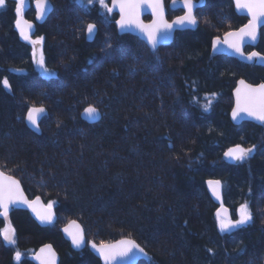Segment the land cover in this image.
<instances>
[{
	"label": "trees",
	"instance_id": "trees-1",
	"mask_svg": "<svg viewBox=\"0 0 264 264\" xmlns=\"http://www.w3.org/2000/svg\"><path fill=\"white\" fill-rule=\"evenodd\" d=\"M52 1L35 31L45 36L51 76L37 69L17 30V2L0 7V168L57 210L46 227L27 210L0 216V233L10 224L16 240L0 234V264H34L30 256L45 242L54 244L60 264H101L63 237L61 226L72 218L97 242L137 239L147 251L138 264H264V123L235 125L230 117L237 80L264 81V66L212 52L213 39L247 17L232 0H201L197 28L177 31L153 52L120 32L117 15L99 3ZM181 13L168 6L169 18ZM35 14L32 5L23 15L36 21ZM90 21L101 25L93 42L86 39ZM253 49L264 53V27L255 48H246ZM91 104L102 112L98 123L82 117ZM32 106L46 109L39 134L26 124ZM238 143L255 151L230 164L224 152ZM210 178L221 180L232 218L247 203L251 223L220 231Z\"/></svg>",
	"mask_w": 264,
	"mask_h": 264
},
{
	"label": "snow or ice",
	"instance_id": "snow-or-ice-1",
	"mask_svg": "<svg viewBox=\"0 0 264 264\" xmlns=\"http://www.w3.org/2000/svg\"><path fill=\"white\" fill-rule=\"evenodd\" d=\"M26 0H18V6L15 11L18 14L16 20V27L20 31V35L27 41L33 44V58L36 60L37 65L44 70V72L51 76L52 73L44 68V57L41 53L39 57L36 55L35 46L43 43L44 37L32 39L31 29L32 24L23 19ZM88 4L99 3V5L111 13L118 10L120 19L116 21L122 32H137L148 43L153 51L162 42H166L172 38V33L176 28H187L196 26L197 16L194 13L196 4L194 0H183L185 14L177 16L174 21L169 23L165 18V5L164 0H87ZM176 0H173V4ZM235 7L241 11H247L251 19L243 27L236 31H229L224 34V38L215 37L213 50H222V45H227L235 54H239L245 59L264 61V54L253 51L247 55L244 52V45L246 41H255L258 32L261 30V25H264V0H234ZM36 8L38 9V19H43L46 13L48 0H35ZM5 6V0H0V7ZM147 10L150 11L154 19L151 23H144L141 19L142 13ZM97 31L95 24H88L86 32L89 39H92ZM111 47V45H108ZM2 84L5 88L11 89L8 79H4ZM240 87L235 89V107L231 113L232 119L239 121L246 118H251L261 123H264V83L258 86H253L246 83L244 80L239 81ZM207 103L203 105L204 111H209L211 108V99L206 98ZM198 102V101H195ZM46 113L44 107L32 106L27 109L25 119L27 123L37 130H39V119ZM84 114L91 119H95L99 115V111L95 106H88L84 109ZM255 151V145L252 147H243L237 144L229 148L225 153V157L234 162H243L248 159ZM208 186L212 193L219 199L221 195V181L209 180ZM56 202H49L46 206L41 204L40 198L29 200L20 186V182L13 177L5 175L0 172V216L8 217L10 210L13 207L27 206L32 209L42 224H52L56 219L53 211ZM39 205V210L38 206ZM226 213L227 210L223 209ZM219 217V229L221 232H232L235 229L242 228L248 225L253 220V214L247 203L241 204L238 210V219H231L226 216ZM73 229H75L73 231ZM64 231L71 237L72 243L75 247L80 248L85 245L84 231L75 221L65 228ZM15 229L9 224L4 228L2 233L4 240L15 245L16 240L14 237ZM91 247L96 249L102 256L105 264H127L131 257L136 255V252L144 253V249L140 247L134 240L122 239L115 243L101 242L99 245L92 243ZM211 251V250H210ZM41 255L36 259L40 260L41 264H55V253L52 251L51 245H46L40 250ZM21 253H15V259L20 261Z\"/></svg>",
	"mask_w": 264,
	"mask_h": 264
},
{
	"label": "water",
	"instance_id": "water-1",
	"mask_svg": "<svg viewBox=\"0 0 264 264\" xmlns=\"http://www.w3.org/2000/svg\"><path fill=\"white\" fill-rule=\"evenodd\" d=\"M17 1H18V0H17ZM27 1H28V0H26V2H27ZM232 1H233V3H234V0H232ZM194 3L196 4V8L194 9V13H195V15H196V11H197V8H198V6H199L200 3H199L198 0H194ZM33 5H34V7H35V9H36V12H37V14H36V19H37V21H39V22H44V21L48 18V16L52 13V11H53V1H52V0H48V5H47V8H46V13H45L44 18H43V19H38V18H37V17H38V9L36 8L35 1L33 2ZM164 5H165V18L169 21V23H171L172 21H174V20L176 19L177 16L174 17V18H172V19H170V18L167 16V11H168L167 8H168V7L166 6V0H164ZM110 6H111V3H110ZM169 8L172 9V10H182V11H183L182 14H180V15H178V16L184 15V14H185V11H186V9L184 8L183 0H176V3H175V4H173V0H170V1H169ZM234 9H235V11H236L237 14H239V15H241V16H245V17H247V22L240 26V27H243L245 24H247V23L249 22V20L251 19V17H250V15L247 13V11H241V10L237 9V8L235 7V3H234ZM113 12H115V13L118 15V18H117V20H116V21H118V20L120 19V15H119L118 10H114ZM147 17H150V19L147 20ZM23 19L26 20V21H28L29 23L32 24L31 33H34V32H35V24H34V22L31 21V20H29V19H27L24 15H23ZM141 19L144 21V23L147 24V23H151V22H152V19H154V17L152 16V14H151L150 11L145 10V11L142 13V15H141ZM91 23H92V24H95L94 22H91ZM89 24H90V23H89ZM116 24H117V23H116ZM95 25H96V24H95ZM96 26H97V25H96ZM197 26H198V23H197V25L194 26V27H193V26H190V27H187V28H176V29L173 31V33H172V38L169 39V40L166 41V42H162V43H160L155 51H157V50H158L160 47H162V46H168V45H170V44L174 41V38H175V35H176V32H177V31H179V30H184V29H195V28H197ZM117 27H118L119 31L122 32V31L120 30L118 24H117ZM240 27L233 28V29H231V30H229V31H236V30H238ZM263 27H264V25H261V30H262ZM18 30H19V29H18ZM261 30H260V32H258V36H257V39H256L255 41H250V40H249V41H246V43H245V45H244V52H245L246 55H247L248 53L253 52V51L260 52V51H258V50H256V49L247 52V51H246V47H248V46H250V47H255V46L259 43L260 38H261ZM229 31H227V32H229ZM122 33H131L132 35L139 37L141 40H143V41L148 45V43L146 42V40H145V39H144L139 33H137V32H122ZM97 34H98V27H97V31H96V33H95V35H94V37H93L92 39H89V37H88V33L86 32V39H87V41H89V42H93V41L96 39ZM219 37H221V39H223V38H224V34H223L222 36H219ZM214 41H215V38L213 39V42H212V52H213L214 55L224 54V55H228V56H231V57L237 58V59H239V60H241V61H243V62H245V63H255V64H257V65L264 66V61H260V60H252V61H249V60L245 59L244 57L240 56L239 54H235L230 48H228L227 45H222V46H221L222 50H220V51H214V50H213ZM148 47L150 48L151 51H153L149 45H148ZM155 51H153V52H155ZM260 53H262V52H260ZM262 54H264V53H262ZM240 80H244L246 83L251 84V85H253V86H258L259 84L264 83V81H262V82H252V81L247 80V79L244 78V77H240V78L237 80L236 85H235V87H234V89H233L234 103H233L232 110H231V112H230L231 120H232V122H233L235 125H240V124H242V123L245 122V121H250V122H253V123H255V124L261 125V124H263V123H261V122H259V121H256V120H254V119H251V118H246V119L239 120V121H236V120H233V119H232L231 113H232V111H233V109H234V107H235V89H236L237 87H240V84H239V81H240ZM88 106H90V105H88ZM88 106H87V107H88ZM91 106H95V105H92V104H91ZM87 107H85V108H87ZM95 107H96V108L98 109V111H99V115H98L95 119H91V118H89L88 116H86V115L84 114V109H83V111H82V113H81V114H82V117L84 118V120L87 121V122L90 123V124L98 123V122L102 119V112L100 111V109H99L97 106H95ZM41 117H42V116H41ZM41 117H40V119H41ZM40 119H39V130H37L35 127L29 125V124L27 123V121H26L27 126H28L31 130H33L34 132H36V133H38V134L41 133V131H42V128H41V125H40ZM238 144L242 145L243 147H246L245 145H243V144H241V143H238ZM235 145H237V144H235ZM235 145H232V146L228 147V148L225 150V152H226L229 148H231V147H233V146H235ZM246 148H247V147H246ZM225 152H224V153H225ZM224 158H225V160H226L228 163H230V164H238V163H239V162H234V161L229 160L228 158L225 157V155H224ZM0 172H4L5 175L11 176V177H13L15 180H18V181L20 182V186H21V188H22V190H23V192H24V195H25L29 200H35L37 197H39V198H40V201H41V204H42V205H45V206L47 205V203L44 201V199H43L40 195L35 196V197H30V196L27 194V192H26V190H25V188H24V186H23V184H22V182L20 181L19 178H17L16 176H14V175H12V174H10V173L5 172V171L2 170L1 168H0ZM209 180H219V181H221V180L218 179V178H210V179L207 180V182H208ZM207 182H206V184H207L208 191H209V193H210V195H211L213 201L218 205L217 212H220V213H221V216H226V217H228V218H232V211H231V208H230L229 206H227V205L225 204V202H224V195H223V189H222V182H221V195H220V198H219V199H218V198L212 193V191H211V189L209 188ZM37 207H38V210H39V205H38ZM14 209H20V210H27V211H29V212L31 213V215L33 216L34 220H35L40 226H42V227H46V226H49V225H50V224H42V223L40 222L39 218L36 216V214L32 211V209L29 208V207H27V206L13 207V208L10 210L9 215H8L7 218H5V217H3V216H2V217H3L4 219H6V220H9L10 214H11L12 210H14ZM223 209H226L227 212L225 213V212L223 211ZM53 211H54L55 216H56V219H57V210H56L54 207H53ZM56 219H55V220H56ZM55 220H54V221H55ZM72 221H75L77 224H79L80 227H81V228L83 229V231H84V238H85V242H86V243H85V245H83V246L80 247V248H77V247H75V246L73 245L71 237H70V236L64 231L65 228L69 227V226L72 224ZM74 230H75V229H73V231H74ZM61 232H62L63 237H64L67 241L70 242V245H71V247H72L74 250H76V251H82L83 249L88 248V249H89V250H90V251H91V252H92V253H93V254H94V255H95L100 261H101V264H105V262H104L102 256L97 252L96 249H93V248L91 247V244H92L93 242L96 243L97 245H99L101 242H97V241H95V240H93V239H89V238L87 237L86 229H85L83 223H82L79 219H70L69 221H67L65 224H63V225L61 226ZM122 239H130V240H134L137 244L140 245L141 248L144 249V253H140V252L137 251V252H136V255L133 256V257H131V259L127 262V264H138L141 260H143V259L146 257V255H147V251H146V249H145V248L143 247V245H142L137 239H135L134 237L124 236V237H120V238H117V239H115V240H112V241H109V242H104V243H115L116 241H119V240H122ZM46 245H51V246H52V251L55 253V264H60V262H61V255H60V253L58 252V250L56 249V247L54 246V244H53L52 242H45V243L41 244V245L35 250V252H34L33 254H31L30 258H31L32 262H33L34 264H41L40 260H37L36 257L39 256V255H41L40 250H41L42 248H44Z\"/></svg>",
	"mask_w": 264,
	"mask_h": 264
},
{
	"label": "flooded vegetation",
	"instance_id": "flooded-vegetation-1",
	"mask_svg": "<svg viewBox=\"0 0 264 264\" xmlns=\"http://www.w3.org/2000/svg\"><path fill=\"white\" fill-rule=\"evenodd\" d=\"M16 1V0H15ZM199 1V6L201 5V0H198ZM17 2V5H18V1H16ZM168 4L169 3H167V1H166V5L168 6ZM32 5H33V2H32ZM34 6V5H33ZM109 6H110V2H109ZM198 6V7H199ZM198 9V8H197ZM183 12V11H182ZM111 13H113V14H116L115 12H111ZM167 13H168V11H167ZM36 14H37V12H36ZM35 14V15H36ZM182 14V13H181ZM117 15V14H116ZM180 15V14H179ZM168 16V15H167ZM178 16V15H177ZM117 18H118V15H117ZM150 19V17H147V20H149ZM170 19H172V18H170ZM117 20V19H116ZM32 21V20H31ZM34 22V24H35V31H36V29H37V24H36V22H39V21H37V19H36V21H33ZM91 22H94L96 25H97V27H98V34H99V31H100V28H101V25H99V23L97 22V21H90V22H88L87 23V25L89 24V23H91ZM17 30H18V28H17ZM18 32L20 33V31L18 30ZM32 34V37H44V40H43V43L41 44V48H42V51H43V56H44V66H45V68H46V64H45V54H44V43H45V36H44V34H36L35 32L34 33H31ZM98 34H97V36H98ZM23 38V37H22ZM97 38V37H96ZM24 39V38H23ZM25 40V39H24ZM96 40V39H95ZM94 40V41H95ZM29 45H31V47H32V57H33V50H34V46L32 45V43H30L29 41H27V40H25ZM89 42V41H88ZM33 60H34V63H35V59L33 58ZM36 65V64H35ZM37 67V66H36ZM37 69H38V67H37ZM47 69V68H46ZM39 70V69H38ZM48 70V72H49V69H47ZM40 71V70H39ZM41 73H43L42 71H41ZM51 73V72H50ZM44 74V73H43ZM45 75H47V74H45ZM49 76V75H48ZM239 208L240 207H238V209H237V218L236 219H238V210H239ZM233 219V218H232Z\"/></svg>",
	"mask_w": 264,
	"mask_h": 264
},
{
	"label": "rangeland",
	"instance_id": "rangeland-1",
	"mask_svg": "<svg viewBox=\"0 0 264 264\" xmlns=\"http://www.w3.org/2000/svg\"><path fill=\"white\" fill-rule=\"evenodd\" d=\"M18 6V5H17ZM31 6H32V1L31 0H28L27 2H25V10H24V14H25V12L26 11H28L30 8H31ZM37 38H39V37H37ZM36 37H32V39H37ZM33 45V44H32ZM35 50H36V55H37V57H39V55L42 53L43 54V51H42V48H41V45H39V46H35ZM44 57V56H43ZM35 63H36V60H35ZM36 66L38 67V69L40 70V71H42L44 74H46L45 72H44V70L42 69V68H40L38 65H37V63H36ZM44 68H45V66H44ZM233 220H235V219H233ZM218 224H219V217H218Z\"/></svg>",
	"mask_w": 264,
	"mask_h": 264
},
{
	"label": "bare ground",
	"instance_id": "bare-ground-1",
	"mask_svg": "<svg viewBox=\"0 0 264 264\" xmlns=\"http://www.w3.org/2000/svg\"><path fill=\"white\" fill-rule=\"evenodd\" d=\"M72 219H77V218H72Z\"/></svg>",
	"mask_w": 264,
	"mask_h": 264
}]
</instances>
